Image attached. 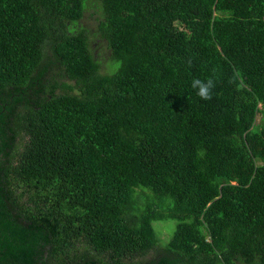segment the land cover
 Here are the masks:
<instances>
[{"label": "trees", "instance_id": "16d2710c", "mask_svg": "<svg viewBox=\"0 0 264 264\" xmlns=\"http://www.w3.org/2000/svg\"><path fill=\"white\" fill-rule=\"evenodd\" d=\"M0 264H264V0H0Z\"/></svg>", "mask_w": 264, "mask_h": 264}, {"label": "clouds", "instance_id": "9594fccd", "mask_svg": "<svg viewBox=\"0 0 264 264\" xmlns=\"http://www.w3.org/2000/svg\"><path fill=\"white\" fill-rule=\"evenodd\" d=\"M215 86L216 82L213 77H208L203 80L196 77L190 82V87L195 91L196 96L204 101H208L213 98V89Z\"/></svg>", "mask_w": 264, "mask_h": 264}, {"label": "rangeland", "instance_id": "374dc122", "mask_svg": "<svg viewBox=\"0 0 264 264\" xmlns=\"http://www.w3.org/2000/svg\"><path fill=\"white\" fill-rule=\"evenodd\" d=\"M154 228H156L157 233L160 235L161 239L165 241V236H167V232L163 229L162 223L163 221H156L154 222ZM171 224V222H169ZM171 226V225H170ZM172 229H169V233L171 232Z\"/></svg>", "mask_w": 264, "mask_h": 264}]
</instances>
